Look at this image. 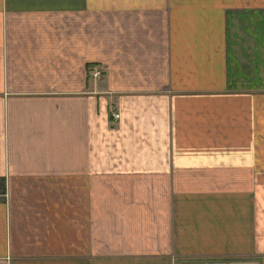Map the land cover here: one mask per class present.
<instances>
[{"label": "crops", "instance_id": "crops-1", "mask_svg": "<svg viewBox=\"0 0 264 264\" xmlns=\"http://www.w3.org/2000/svg\"><path fill=\"white\" fill-rule=\"evenodd\" d=\"M215 262L264 264V0H0V264Z\"/></svg>", "mask_w": 264, "mask_h": 264}, {"label": "rangeland", "instance_id": "rangeland-1", "mask_svg": "<svg viewBox=\"0 0 264 264\" xmlns=\"http://www.w3.org/2000/svg\"><path fill=\"white\" fill-rule=\"evenodd\" d=\"M103 67H104V66H103ZM95 68H96V67H95ZM95 68H94L95 75L93 74V76H95V78H98V77H100V75H101L102 72L100 71V69H98V68L95 69ZM100 72H101V73H100ZM230 259L233 260L234 258H229L228 260L230 261ZM205 260H206V259H203L202 261L204 262ZM204 263H209V262H204ZM210 264H211V263H210ZM220 264H223V263L220 262ZM229 264H233V263H229Z\"/></svg>", "mask_w": 264, "mask_h": 264}, {"label": "built area", "instance_id": "built-area-1", "mask_svg": "<svg viewBox=\"0 0 264 264\" xmlns=\"http://www.w3.org/2000/svg\"><path fill=\"white\" fill-rule=\"evenodd\" d=\"M94 75H95V72H94ZM113 116L115 117V118H118L119 117V114H113ZM212 264H220L219 262H215V263H212Z\"/></svg>", "mask_w": 264, "mask_h": 264}]
</instances>
